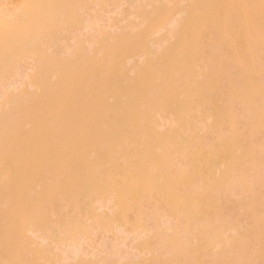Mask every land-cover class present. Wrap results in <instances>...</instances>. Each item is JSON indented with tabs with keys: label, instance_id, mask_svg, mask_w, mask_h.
I'll return each instance as SVG.
<instances>
[{
	"label": "bare ground",
	"instance_id": "6f19581e",
	"mask_svg": "<svg viewBox=\"0 0 264 264\" xmlns=\"http://www.w3.org/2000/svg\"><path fill=\"white\" fill-rule=\"evenodd\" d=\"M90 1L0 12L36 89L0 104V264H89L95 229L149 255L98 264H264V0H132L89 45Z\"/></svg>",
	"mask_w": 264,
	"mask_h": 264
},
{
	"label": "rangeland",
	"instance_id": "374dc122",
	"mask_svg": "<svg viewBox=\"0 0 264 264\" xmlns=\"http://www.w3.org/2000/svg\"><path fill=\"white\" fill-rule=\"evenodd\" d=\"M131 1L132 0H107L106 4L103 5L98 3L97 0L95 2L90 1L88 7L80 11L83 25L78 36L82 38L86 44H89L92 40L94 41L95 38H97L100 32H106L117 36L124 33L126 30L128 31L129 28H124L126 23L131 21V23L137 24L139 22L138 15L134 14L137 9V7L135 8L137 3L133 6V2ZM17 4L18 0H0V12L6 9L5 11L9 13ZM10 13H12V11ZM117 20H119V23L116 22ZM171 22L173 23L172 20ZM171 22H169L168 26L164 25L165 30L161 29V33H159L160 35H158V37L170 28L172 25ZM135 29H138V27H135ZM91 43L93 44V42ZM91 43L89 45H92ZM136 59L139 58L136 57L135 61H137ZM131 62L130 60V63ZM16 65L17 70L15 68ZM32 70L31 58L22 60L21 62L18 61L14 65V76L12 75L10 78H7V81H0V104H2L4 98L8 94H15L23 89H27L28 91L36 90L30 82L29 75L33 73ZM123 238L124 240L118 241L111 232H106L101 229L91 230L88 233L87 239L79 238L77 242L70 245L67 250V255L73 258L74 252H79L81 255L83 254L82 256L89 264H98L103 254L111 252H114V255L110 259L112 263L132 262L141 258H148V254L139 253L131 248V241L129 238Z\"/></svg>",
	"mask_w": 264,
	"mask_h": 264
}]
</instances>
